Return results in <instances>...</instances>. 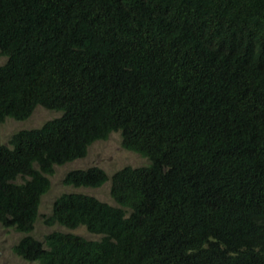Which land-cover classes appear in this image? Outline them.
I'll return each instance as SVG.
<instances>
[{"label": "trees", "instance_id": "obj_1", "mask_svg": "<svg viewBox=\"0 0 264 264\" xmlns=\"http://www.w3.org/2000/svg\"><path fill=\"white\" fill-rule=\"evenodd\" d=\"M0 123L60 111L0 143V224L37 264H264V0H0ZM119 131L147 158L114 203L49 175ZM97 165L64 185L98 187Z\"/></svg>", "mask_w": 264, "mask_h": 264}, {"label": "rangeland", "instance_id": "obj_2", "mask_svg": "<svg viewBox=\"0 0 264 264\" xmlns=\"http://www.w3.org/2000/svg\"><path fill=\"white\" fill-rule=\"evenodd\" d=\"M5 59V56L0 55V63H3ZM59 114L60 111L47 109L38 105L34 108L32 114L24 120L6 118L0 123V143H6L11 134L15 131L24 128L38 127L46 120ZM147 161V158L141 156L137 152L125 149L121 145L119 131L110 132L106 139L95 140L88 146L85 156L55 166L54 173L49 175L50 188L40 198L38 216L31 233L37 238H42L45 233L60 229L67 231L70 230L85 237L97 238L99 235L90 233L84 226L69 229L58 223L53 225H47L44 223V217L50 213L54 198L64 191H79L92 194L100 200L113 204L114 201L110 196V177L112 173L124 165L137 166L145 164ZM90 165H97L106 170L108 179L103 182L102 185L98 187H74L62 183V178L69 169L88 167ZM21 235V232H18L13 228L3 227L0 224V264H37L33 261H28L13 252L12 245Z\"/></svg>", "mask_w": 264, "mask_h": 264}]
</instances>
